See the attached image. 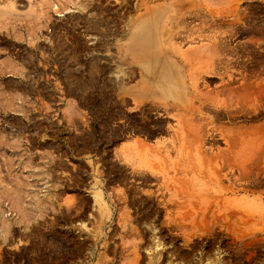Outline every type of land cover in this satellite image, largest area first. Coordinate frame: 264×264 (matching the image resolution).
Segmentation results:
<instances>
[{"label":"rangeland","instance_id":"374dc122","mask_svg":"<svg viewBox=\"0 0 264 264\" xmlns=\"http://www.w3.org/2000/svg\"><path fill=\"white\" fill-rule=\"evenodd\" d=\"M175 2L182 36H224L234 82H264V0H0V264H264V134L201 144L210 125L174 134L188 98L142 113L114 88L142 82L134 26Z\"/></svg>","mask_w":264,"mask_h":264},{"label":"bare ground","instance_id":"6f19581e","mask_svg":"<svg viewBox=\"0 0 264 264\" xmlns=\"http://www.w3.org/2000/svg\"><path fill=\"white\" fill-rule=\"evenodd\" d=\"M178 4L180 3L175 2L173 5L171 3L168 6H159L151 11L147 20L140 21L134 26L129 43L123 49L131 56L130 60L137 65L142 82H139L133 90H123L122 86L121 90L119 86L114 88L119 89L121 94H128L132 98L134 109L142 113L161 110L166 116L176 117L180 111L179 106H183L179 101L188 98V104L183 106L184 110H191L199 116L193 117L192 123L187 121L189 118L186 117L189 116L178 117V121L183 119L184 123L176 128L175 135H179V131L181 134L187 131L188 134L196 135L197 128L202 124L210 125L206 131H201L203 134L201 144L208 140L209 144L215 145L222 140L227 149L231 146L238 147L239 150L244 149V146L253 139L264 134V121L259 122L260 116L264 113V101L262 104L252 103L249 97L253 90L264 93V82H234L233 74H228L227 71L232 60L226 55L229 41L224 36L214 38L188 32L182 36L183 32H186L183 30L186 11H183V7ZM190 8L186 7L187 10ZM187 15L193 17L190 12ZM203 40L210 44L204 43ZM200 41L203 44H198ZM183 42L192 46L183 49ZM132 72L130 71V74ZM214 75L221 80L214 91L207 88L205 91L199 89L201 85L207 87L205 79L214 78ZM224 75L227 77L226 81L223 79ZM127 76L128 72L121 68L114 70V82L122 81ZM211 92L214 93V98H209ZM224 97L228 99L227 102L221 101ZM218 98L222 99L217 100ZM203 109L212 115L204 117ZM161 118L158 126L161 132H164L169 126L167 124L164 127L162 122L167 121ZM239 118L241 120L237 121ZM225 122L231 125L226 126ZM140 176L148 177L145 174Z\"/></svg>","mask_w":264,"mask_h":264},{"label":"flooded vegetation","instance_id":"af4514ba","mask_svg":"<svg viewBox=\"0 0 264 264\" xmlns=\"http://www.w3.org/2000/svg\"><path fill=\"white\" fill-rule=\"evenodd\" d=\"M263 117H264V115H263Z\"/></svg>","mask_w":264,"mask_h":264}]
</instances>
